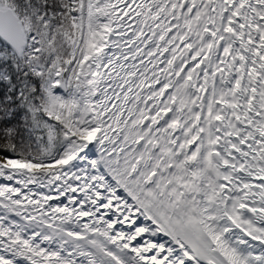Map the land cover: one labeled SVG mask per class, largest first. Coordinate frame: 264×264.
<instances>
[{
  "label": "snow or ice",
  "instance_id": "obj_1",
  "mask_svg": "<svg viewBox=\"0 0 264 264\" xmlns=\"http://www.w3.org/2000/svg\"><path fill=\"white\" fill-rule=\"evenodd\" d=\"M0 264H264V0H0Z\"/></svg>",
  "mask_w": 264,
  "mask_h": 264
}]
</instances>
